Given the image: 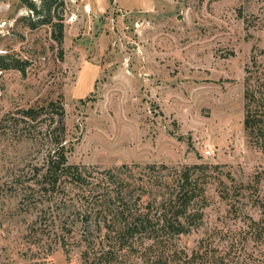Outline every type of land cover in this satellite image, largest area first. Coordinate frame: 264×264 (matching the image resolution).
I'll return each instance as SVG.
<instances>
[{"label": "rangeland", "instance_id": "374dc122", "mask_svg": "<svg viewBox=\"0 0 264 264\" xmlns=\"http://www.w3.org/2000/svg\"><path fill=\"white\" fill-rule=\"evenodd\" d=\"M52 14L62 44L21 0H0V115L59 100L70 163H203L208 204L168 245L121 248L103 230L66 252L0 183V264H264V128L245 127L248 88L264 112V0H63Z\"/></svg>", "mask_w": 264, "mask_h": 264}, {"label": "trees", "instance_id": "16d2710c", "mask_svg": "<svg viewBox=\"0 0 264 264\" xmlns=\"http://www.w3.org/2000/svg\"><path fill=\"white\" fill-rule=\"evenodd\" d=\"M21 2L38 16L31 27L51 24L54 38L62 44L64 23L61 17L54 21L52 9L63 0H42L41 5ZM3 59V68H20L18 61ZM248 89L245 127L254 135L263 131L264 112L258 114L252 107L257 97ZM65 119L66 109L59 100L0 115V183L18 198L21 211L36 213L35 226L41 234L60 233L61 246L68 252L70 236L92 246L105 230L109 242L137 250L146 239L152 241L151 247L168 245L202 225L208 201L199 171L207 165L178 168L153 163L136 170L139 164L107 169L72 164ZM146 260L164 263L159 258Z\"/></svg>", "mask_w": 264, "mask_h": 264}, {"label": "built area", "instance_id": "2783aa9c", "mask_svg": "<svg viewBox=\"0 0 264 264\" xmlns=\"http://www.w3.org/2000/svg\"><path fill=\"white\" fill-rule=\"evenodd\" d=\"M71 1H77V0H71ZM85 10L87 12H89L88 6H85ZM74 20H76V18L72 17L71 18V21H74ZM6 25H7V22L6 21H1L0 22V33L1 34H3Z\"/></svg>", "mask_w": 264, "mask_h": 264}, {"label": "crops", "instance_id": "0c3cea01", "mask_svg": "<svg viewBox=\"0 0 264 264\" xmlns=\"http://www.w3.org/2000/svg\"><path fill=\"white\" fill-rule=\"evenodd\" d=\"M90 5V4H89Z\"/></svg>", "mask_w": 264, "mask_h": 264}]
</instances>
